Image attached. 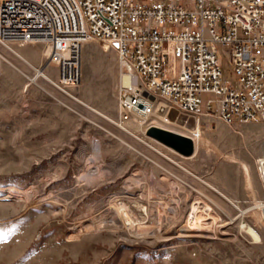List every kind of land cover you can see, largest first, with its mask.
I'll use <instances>...</instances> for the list:
<instances>
[{
	"label": "rangeland",
	"instance_id": "1",
	"mask_svg": "<svg viewBox=\"0 0 264 264\" xmlns=\"http://www.w3.org/2000/svg\"><path fill=\"white\" fill-rule=\"evenodd\" d=\"M14 47L42 65L43 43ZM218 55L224 78H232L229 54ZM120 66L114 46L90 39L82 48L81 84L74 89L115 122L43 75L33 79L35 69L0 43V264H264V220L257 207L264 200L257 168V157L264 155V121L231 125L204 112L214 122L201 117L195 151L183 155L148 134L157 125L194 136L177 122L163 121L162 114L127 121L136 135L118 123ZM46 71L56 78L58 66L50 63ZM215 97L202 94L204 109ZM243 165L246 177L252 173L260 182L256 198H234L212 182L214 170L221 175L228 166ZM91 171L106 174L93 186L79 181ZM131 178L148 184H132ZM123 197L152 226L144 237L129 234L117 215L114 205ZM203 202L220 220H214L216 236H181ZM236 204L245 210L242 216ZM243 219L262 241L256 230L249 229L253 239L242 228Z\"/></svg>",
	"mask_w": 264,
	"mask_h": 264
},
{
	"label": "built area",
	"instance_id": "2",
	"mask_svg": "<svg viewBox=\"0 0 264 264\" xmlns=\"http://www.w3.org/2000/svg\"><path fill=\"white\" fill-rule=\"evenodd\" d=\"M93 38L119 54L121 126L157 113L190 132L188 117L197 128L204 112L231 125L264 121V0H0V43L13 51L43 43L40 68L56 64L48 80L62 89L80 86L82 48ZM220 50L234 74L227 80ZM204 92L216 96L205 109ZM257 168L264 181L261 156ZM257 207L264 220V200Z\"/></svg>",
	"mask_w": 264,
	"mask_h": 264
},
{
	"label": "bare ground",
	"instance_id": "3",
	"mask_svg": "<svg viewBox=\"0 0 264 264\" xmlns=\"http://www.w3.org/2000/svg\"><path fill=\"white\" fill-rule=\"evenodd\" d=\"M14 49H15V47H14ZM45 50L46 49H44V52L43 53H45ZM13 52H15V54L19 58L25 60L26 62L29 61L17 49H15ZM29 62H31V61H29ZM31 66L35 69L36 73L38 72L37 75H36V77L39 74L43 75L47 79H48L49 76L50 77L52 76L51 74H49L46 71V68L45 69H42V68H40V66H35L34 64L31 65ZM26 76H28V78L30 80H32V82H33V79L36 78V77L33 76L32 77L33 79H32L29 74H26ZM121 80L124 83H128L129 82V77L125 75L124 77H122ZM29 84L30 83H28L27 87L29 86ZM63 90L65 92H67L68 94H70L71 96H73L75 99H77L80 102H82L83 104H85V105L91 107L92 109H94L86 101H84L83 99H80L79 96H78V94L75 92L74 89H72V88H65ZM94 110L98 112V110H96V109H94ZM135 115H137L139 117H143V116H141L139 114H135ZM169 122H171L170 119H169ZM122 127H124L126 130L130 131L127 127H125V126H122ZM199 127L202 128L201 125H200V123H199L198 127L196 129H194L195 130L194 131V136H191V138L195 139L194 137H200L202 135V130H199ZM195 132L198 133V135ZM261 160L263 162V168H264V155L261 156ZM105 174H106L105 172H101V171H95V173L93 171L87 172L86 175H83V176L80 177L79 181L82 182V183H86L89 186H93L97 182H99L105 176ZM16 189H18V188H16ZM18 191H19V189H18ZM217 191H219V190H217ZM219 192L222 193L224 196H227L225 193H223L221 191H219ZM32 194H33L32 192H28V196L29 197L32 196ZM128 199H129V197L128 198H124L123 197V198H120L119 199V203H116L114 205L115 210H116V213L124 221V227L126 228L125 230H127L129 232V234H131L133 236H137V237H144L145 235H144L143 231L145 230V228L152 227V226L151 225L149 226V223H148V220L147 219H141L140 218V216L133 209V207L130 204V202H129ZM133 202L136 203V204H140V203H138L137 199H133ZM141 207H142L143 210H145V207H143L142 205H141ZM236 207H238L240 209V213H239L238 216H242L243 213L245 212V210L242 209L237 204H236ZM214 211L215 210H213V208L209 204H207L206 202H203V205L202 206H199L198 205L197 207H195L194 210H193V212H192V214H191V216H190L189 222L180 231V235L181 236H187V237H197V238L215 237L216 234H217V227H216L217 225H216V223L217 222L219 223L220 220L217 217L215 218ZM214 220H216V223L214 222ZM242 228L244 230H246L250 234V236L252 238H253V236H252L251 232H249V229L250 228L256 230L259 233V231L252 224H249L244 219H243V222H242ZM202 230H204V231H202ZM259 235L261 237V234L260 233H259ZM260 241H262V237H261ZM260 241H256V242H260Z\"/></svg>",
	"mask_w": 264,
	"mask_h": 264
},
{
	"label": "crops",
	"instance_id": "4",
	"mask_svg": "<svg viewBox=\"0 0 264 264\" xmlns=\"http://www.w3.org/2000/svg\"><path fill=\"white\" fill-rule=\"evenodd\" d=\"M87 44H85L86 46ZM17 49V48H16ZM18 51H20L19 49H17ZM22 51H20L21 53ZM23 56L26 57V55L22 52L21 53ZM27 58V57H26ZM21 59V58H20ZM28 59V58H27ZM29 60V59H28ZM30 61V60H29ZM40 61H38L39 63ZM6 68H3L2 71L4 72ZM38 73V72H37ZM37 75V74H36ZM36 75H34V77H36ZM28 84H26L27 87ZM88 103V102H87ZM89 104V103H88ZM90 106H92L94 109L98 110V113H100L103 116H107V118L109 117V119L115 121L113 118H111L110 116H108L106 113H104L103 111H101L99 108L89 104ZM158 114V113H157ZM160 114V113H159ZM105 116V117H106ZM162 116V115H160ZM212 116V115H211ZM204 118V119H203ZM219 118V117H218ZM203 120H207L209 123H213L214 121L211 120V118H207V117H203ZM220 119V118H219ZM135 120V119H134ZM139 121V119H138ZM116 122V121H115ZM219 122H223L221 119ZM201 123V122H200ZM129 129V128H128ZM130 130V129H129ZM200 130V129H199ZM134 135H136L132 130H130ZM249 165V164H248ZM244 166V165H243ZM185 170L189 171L190 173L194 174L190 169H188L187 167H182ZM245 168V166H244ZM242 166L240 168H236V167H232V166H228L224 173L221 175H216L215 174V170L212 174V182L215 183L217 186H219L220 188H222L223 190H225L228 194L233 195L234 198L237 199H253L256 198L258 195L256 194L260 192V182L259 180L255 177L252 176V173H249L246 177L247 174V169H244ZM250 169V166H249ZM246 170V171H245ZM240 171V173H239ZM246 172V173H245ZM195 176L199 177L204 183H206L207 185L216 188L217 190L221 191L217 186H215L213 183L207 181L206 179H204L203 177H200L196 174H194ZM134 178V177H132ZM131 178V183L132 184H145L147 185V179H142L141 182H139V180L137 178H135L136 180H132ZM238 179H241V181H239ZM205 180V181H204ZM223 192V191H221ZM249 195H253V196H249ZM228 196V195H227ZM258 243V242H255Z\"/></svg>",
	"mask_w": 264,
	"mask_h": 264
},
{
	"label": "water",
	"instance_id": "5",
	"mask_svg": "<svg viewBox=\"0 0 264 264\" xmlns=\"http://www.w3.org/2000/svg\"><path fill=\"white\" fill-rule=\"evenodd\" d=\"M186 126L192 129L196 128V118L194 116L188 117ZM148 134L174 148L183 155H191L195 151L193 138L186 134L157 125L150 126Z\"/></svg>",
	"mask_w": 264,
	"mask_h": 264
}]
</instances>
